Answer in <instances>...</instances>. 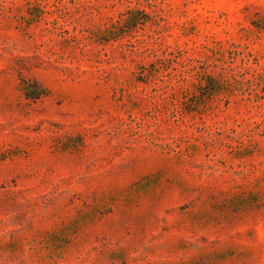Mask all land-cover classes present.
<instances>
[{
	"label": "rangeland",
	"instance_id": "rangeland-1",
	"mask_svg": "<svg viewBox=\"0 0 264 264\" xmlns=\"http://www.w3.org/2000/svg\"><path fill=\"white\" fill-rule=\"evenodd\" d=\"M0 264H264V0H0Z\"/></svg>",
	"mask_w": 264,
	"mask_h": 264
}]
</instances>
